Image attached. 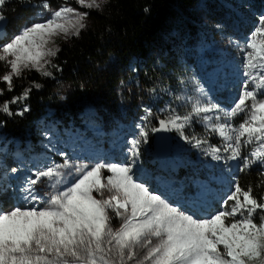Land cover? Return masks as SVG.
<instances>
[{"label": "snow or ice", "instance_id": "obj_1", "mask_svg": "<svg viewBox=\"0 0 264 264\" xmlns=\"http://www.w3.org/2000/svg\"><path fill=\"white\" fill-rule=\"evenodd\" d=\"M105 2L74 0L79 7H73L64 0L49 18L24 26L0 44V62L8 69L0 81L7 91L25 71L35 70L45 77H53L49 69L60 71L52 63L60 48L49 45L59 36L78 37L90 15L80 9L101 10ZM6 3L0 0V21ZM43 7L50 8L49 0H43ZM241 52L244 79L229 109L212 102L197 87L199 96L177 97L190 103L185 115L170 110V105L158 111L144 109L138 132L128 141L129 162H101L89 168L60 152L62 163L52 161L33 170L20 189L23 205L0 208V264H264V194L257 195L252 185L242 187L233 177L218 207L199 216L150 190L134 170L150 132L175 130L196 148L207 145L203 151L214 160L238 161L241 172L255 165L264 176V14L256 18ZM41 87L33 81L19 96L3 101L0 112L23 116L30 111L27 105L15 113L11 105ZM4 93L0 88V96ZM240 116L243 119L233 123ZM194 118L207 135H185ZM152 119L158 127L149 128ZM212 134L220 138L219 145L209 143L207 136ZM41 184L48 191H38ZM114 220L119 221L118 227H113Z\"/></svg>", "mask_w": 264, "mask_h": 264}, {"label": "rangeland", "instance_id": "obj_2", "mask_svg": "<svg viewBox=\"0 0 264 264\" xmlns=\"http://www.w3.org/2000/svg\"><path fill=\"white\" fill-rule=\"evenodd\" d=\"M60 6L50 5L49 9H45L43 3L38 4L20 25L16 34L26 25L49 18L51 12ZM193 9L199 36L192 40L187 51L191 65L179 87L167 90L169 99L163 106H158L153 98L146 97L130 79L123 78L117 84L110 82V85L107 84L101 91L94 93L91 102L84 108L82 114L76 117H69V110L65 108L66 120L61 121L54 110L48 109L33 129V136L37 139L36 149L28 143L21 146V141L16 137L10 138L0 132V208L9 210L14 206L23 205L19 194L21 181L13 184L14 179L24 174L22 177H26L27 180L34 175L33 170L42 169L52 161L62 163L63 157L59 155L60 152L66 153L74 164L88 165L89 168L101 162H129L126 161L129 158L128 141L136 136L138 132L136 125L141 123L140 118L144 115L146 107L158 111L165 105H170V110L175 109L177 114L185 115L191 110L190 103L178 100L177 97L195 98L200 95L195 91L197 87H202L207 98L220 104L223 109L232 107L244 79L241 49L255 25L256 18L264 14V11L257 14L249 5L232 0H197ZM11 20L12 24L19 23L16 17L14 19L10 17V22ZM239 22L243 24L244 29L239 27ZM85 23L89 25L88 18ZM3 30H0L2 41L0 44L14 37L8 39ZM64 41L66 40L59 36L55 38V43L49 46H59ZM232 41L237 42L239 47ZM3 66L5 72L8 71L4 64ZM59 96L62 105L68 107L75 104L70 86H62ZM241 119L243 116L238 117L233 123L238 124ZM195 123L205 131L203 124L197 123L196 118ZM148 126L154 127V119ZM171 132L172 155L160 158L157 153L153 154L148 146L154 136L153 132L149 133L148 142L140 146L141 155L134 169L137 178L140 182H145L150 190L162 194L170 203L179 204L186 209L190 206L189 210L193 208L191 211L199 216L210 214L218 207L217 201L220 195L227 191L232 178H236L240 172V163L235 160L226 163L214 160L203 151V147L207 145L196 148L192 143L182 139L179 132L175 130ZM184 132L185 135L203 137V133H199L192 125L186 127ZM76 138H80L81 144L73 149L71 145ZM207 138L209 143L210 139L218 145L221 143L220 138L214 134L208 135ZM183 144H186L191 154H196L194 162H189L186 153L182 154ZM66 147L68 150H65ZM181 161L187 164L184 171L188 170L190 173L182 179H176L174 174ZM11 168H17L18 171L11 173ZM260 170L262 171L261 168ZM169 181L171 185L168 184ZM205 184L211 185L213 191L204 190ZM190 188L193 191L184 193ZM37 190L43 193L48 191V188L41 184L37 186ZM211 192L214 194L208 195ZM113 227H118L114 221Z\"/></svg>", "mask_w": 264, "mask_h": 264}, {"label": "trees", "instance_id": "obj_3", "mask_svg": "<svg viewBox=\"0 0 264 264\" xmlns=\"http://www.w3.org/2000/svg\"><path fill=\"white\" fill-rule=\"evenodd\" d=\"M196 1L106 0L101 10L82 9L89 11L90 23L78 37L73 36L59 45L60 51L52 58V63L59 65L60 71L49 69L53 71V77L42 76L35 70L25 71L21 78H14L11 92L0 81V88L5 89L4 95L0 96V104L19 96L33 81L42 85L39 89L33 88L29 97L20 104L11 105L14 113L19 111V107L22 109L27 105L30 111L23 116L0 112V132L10 138L16 137L21 146L28 143L36 149L37 139L33 136V129L48 109L54 110L61 121L66 120L65 108L69 110V117H76L82 114L94 93L110 85V82L117 84L123 78L130 79L146 97L163 106L169 99L167 90L179 87L191 65L187 51L192 40L199 36L193 9ZM232 1L249 5L257 14L264 11V0ZM69 2L76 5L73 0ZM40 3L43 0H7L2 14L7 18L3 31L8 39L16 35L20 25ZM63 3L64 0H49V5ZM10 17H16L19 23L12 24ZM239 27L244 29L240 22ZM4 73L5 68L0 62V75ZM64 85L71 87L75 100V104L68 107L60 102L59 91ZM157 125L154 119V126ZM192 126L203 136L206 135L195 123V118ZM210 143L218 145L211 139ZM148 146L155 154L153 139ZM188 150L183 144L182 154L186 153L189 162H194L196 154ZM171 155L172 152L168 156ZM186 166L185 162H180L174 174L176 179L190 173L184 171ZM260 173V168L253 166L247 171H240L236 178L242 187L252 185L256 194L261 195L264 194V185L261 184L264 176ZM191 191L190 188L184 193ZM114 223L119 225L118 220Z\"/></svg>", "mask_w": 264, "mask_h": 264}, {"label": "water", "instance_id": "obj_4", "mask_svg": "<svg viewBox=\"0 0 264 264\" xmlns=\"http://www.w3.org/2000/svg\"><path fill=\"white\" fill-rule=\"evenodd\" d=\"M4 19L0 21V30L4 29L6 23H7V18L5 15ZM172 132L171 131H160V132H155L154 133V138H153V144L155 151L157 153V156L159 157H168L170 154V148L172 144Z\"/></svg>", "mask_w": 264, "mask_h": 264}, {"label": "bare ground", "instance_id": "obj_5", "mask_svg": "<svg viewBox=\"0 0 264 264\" xmlns=\"http://www.w3.org/2000/svg\"><path fill=\"white\" fill-rule=\"evenodd\" d=\"M81 144V142H80V138H76V140L72 143V145H71V147L74 149V148H76V147H79V145ZM125 146L127 147L128 145H126L125 144ZM65 150H68V147H66L65 148ZM126 161H129V158L128 159H126ZM6 162V161H5ZM7 165H9V164H7ZM24 174H20L18 177H17V181L20 183V181H21V186H20V188H19V194H21V192H20V189L21 188H23L24 187V185H25V182H26V180H25V178L24 177H22ZM2 181V180H1ZM216 183V182H215ZM167 184V183H166ZM165 184V185H166ZM169 185H171V182L169 181V183H168ZM169 187V186H168ZM203 188H204V190H206V191H213L212 190V186L211 185H208V184H205V185H203ZM214 194V192H211V193H208V195H213ZM189 208H190V206L189 207H187V209L189 210Z\"/></svg>", "mask_w": 264, "mask_h": 264}]
</instances>
